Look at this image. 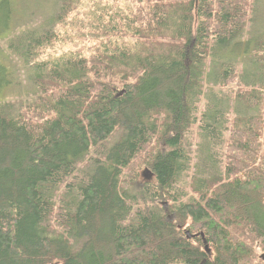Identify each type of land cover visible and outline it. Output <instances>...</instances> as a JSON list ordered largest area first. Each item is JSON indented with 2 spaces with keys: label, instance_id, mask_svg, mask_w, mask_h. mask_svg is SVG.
Returning <instances> with one entry per match:
<instances>
[{
  "label": "trees",
  "instance_id": "obj_1",
  "mask_svg": "<svg viewBox=\"0 0 264 264\" xmlns=\"http://www.w3.org/2000/svg\"><path fill=\"white\" fill-rule=\"evenodd\" d=\"M56 2L50 28L10 36L39 94L0 109V264H264V32L244 40L257 0ZM68 23L89 48L40 60ZM196 154L215 172L182 190Z\"/></svg>",
  "mask_w": 264,
  "mask_h": 264
},
{
  "label": "rangeland",
  "instance_id": "obj_2",
  "mask_svg": "<svg viewBox=\"0 0 264 264\" xmlns=\"http://www.w3.org/2000/svg\"><path fill=\"white\" fill-rule=\"evenodd\" d=\"M107 1L110 3H114V0ZM14 3L16 6L15 20L11 22V19L6 25H4L0 21V65H3L5 63L8 67L7 71H12L11 79L13 81L11 83H5V80L7 79L6 76H3L2 74L0 75V80L2 81L0 83L2 85L0 86V109L11 115L17 114V112L21 108L31 103L39 94V90L33 80L34 69L30 68L29 64L26 61V57L24 55H20L19 53H15L8 47L11 42L10 36L14 38L15 34L26 28H34L40 31L50 28L53 25L52 19L59 10V4L56 2V0H13V7ZM87 9H90L89 5L87 6ZM79 14H81V12H79ZM84 25L85 26L83 28L85 30L90 28H88L87 21H85ZM58 28L59 26L56 27V29ZM62 31H66L68 34L65 35L63 42H66L67 39H70L71 42L66 43L64 46H61L62 43L57 42L55 44V48L47 50L45 55L41 56L40 60L49 56L54 58L72 50H86L87 48H89L88 44L90 43V38L88 34H84L85 36L80 35L85 31H76V27H71L70 23H68L66 29L59 30L60 36H63ZM260 32H264V0H257L252 20L245 32L244 40L249 41L252 37L257 36ZM68 36L70 38H68ZM237 47H245L244 42L239 43ZM235 51L237 50L235 49ZM252 54L255 56L254 50H252ZM230 55L232 54L230 53ZM237 63V72L241 73L244 64L239 60ZM215 89L220 90V87L218 86ZM228 91L231 93H229L231 98L234 97V91ZM203 104L204 101L201 102V107ZM202 130V128H199L201 135ZM121 134L122 132H118L115 135L111 136L107 140V144H111L114 140L120 137ZM197 138L198 137L196 134V130H194L187 142L191 145L190 150L193 152L197 151ZM196 157L197 159L193 161L194 163L191 168L188 169L183 175V181L180 184L182 190L185 189V187L186 189L188 188L192 174H209L215 172V167H212L209 162L207 163V161L203 160L200 155L198 157L196 154ZM217 157L220 156L217 155ZM88 170H90L88 163L83 162L80 165L79 174L83 175ZM67 183L68 181H66L57 192L56 201L58 203H61L63 198H69V195L67 194ZM141 185L142 183L137 184V186ZM187 199L188 196L184 197V200ZM263 253L264 252H261L260 254L262 255ZM259 257L261 256L259 255ZM262 262L264 263L263 260Z\"/></svg>",
  "mask_w": 264,
  "mask_h": 264
},
{
  "label": "water",
  "instance_id": "obj_3",
  "mask_svg": "<svg viewBox=\"0 0 264 264\" xmlns=\"http://www.w3.org/2000/svg\"><path fill=\"white\" fill-rule=\"evenodd\" d=\"M198 1V0H197ZM143 177L144 178H146V179H151V177L153 176V173L149 170V169H145L144 171H143ZM186 236L189 238V239H191V238H195V237H198V236H201L202 237V239H203V241H204V243H205V249H206V251L207 252H210L211 250H210V247H209V245H208V242H207V239H206V236H205V234H204V232H198V233H194V234H192L191 232H190V230H187L186 231ZM261 259L264 261V253L261 255Z\"/></svg>",
  "mask_w": 264,
  "mask_h": 264
}]
</instances>
